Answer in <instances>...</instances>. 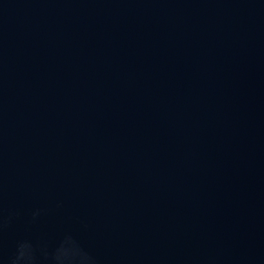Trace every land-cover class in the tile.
Here are the masks:
<instances>
[{"label": "water", "instance_id": "95a60500", "mask_svg": "<svg viewBox=\"0 0 264 264\" xmlns=\"http://www.w3.org/2000/svg\"><path fill=\"white\" fill-rule=\"evenodd\" d=\"M67 236L264 264V0H0V264Z\"/></svg>", "mask_w": 264, "mask_h": 264}, {"label": "clouds", "instance_id": "9594fccd", "mask_svg": "<svg viewBox=\"0 0 264 264\" xmlns=\"http://www.w3.org/2000/svg\"><path fill=\"white\" fill-rule=\"evenodd\" d=\"M39 215V211H34L32 219L35 220ZM9 264H95V262L92 257L81 251L72 237L67 236L55 252L49 251L44 244L20 242L10 257Z\"/></svg>", "mask_w": 264, "mask_h": 264}]
</instances>
